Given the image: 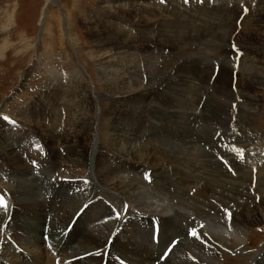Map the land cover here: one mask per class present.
I'll use <instances>...</instances> for the list:
<instances>
[{
	"label": "rangeland",
	"instance_id": "1",
	"mask_svg": "<svg viewBox=\"0 0 264 264\" xmlns=\"http://www.w3.org/2000/svg\"><path fill=\"white\" fill-rule=\"evenodd\" d=\"M155 5H169L168 7L180 12L186 11L192 16H200L201 18L216 17L220 21L227 22L219 23L216 18L215 20L212 19L216 23L212 25L214 30H208V32H212V40L209 35L202 39L203 42L200 39L202 46L206 48L200 47V49L198 48L199 50L196 49L197 43H199L196 42L197 45H192L196 50L191 47L182 52V54L185 53L186 57L190 51L195 50L193 53L200 57L198 60L204 59L203 56L208 59V62L204 61L205 64L202 62V66L199 69V78L193 81L200 88V94L198 91L194 92L196 103L203 94L200 104L198 107L191 103L187 106V111L196 112L199 117L201 116L198 120L199 122L197 121L196 127L199 125L198 128L201 131L202 125L206 126V124L213 123L210 120L213 118V112L205 111L202 108L203 104L207 106L209 104L208 108L211 110L216 107L218 102V109L225 112L229 110L231 115V118H229L230 123L223 120L224 126L227 127L226 129L229 128L228 135L221 134L220 130L215 135L214 142L217 141L218 144L216 146L218 147L213 149V147L198 143L199 145L192 147L197 152L191 149L190 153L195 151L194 153L200 156V158L198 155L192 157L194 158L193 160L197 161L208 160L201 155L210 154L213 168H209V170L213 169L212 172L216 176L224 173L231 178H237L242 176L241 174H245L246 177L249 174V182L245 185L246 188L249 187V192L246 195L254 198V202L252 203L249 200L248 210L254 211L255 206L259 205L263 213L261 217H256L259 220L258 224L249 227V229H246L247 231L245 229L243 231L241 226L243 232L240 231L238 224H233L232 217H228L226 225L221 223L218 225L219 223H217V226L214 222L207 219V221L198 219L184 206L171 205L173 203L168 201V198L157 199L158 191L155 189V192L154 188H152L154 181L151 174L157 173L158 170L145 169L149 168V166L144 167V165L136 169L138 166L136 164L135 167H131L132 170H128V172L131 171V176L136 174V177L144 180L146 184L145 186L143 184L144 187L142 185L134 186L133 191L136 194H141L140 198L149 205L151 211L155 210L156 213L158 212V214L160 213L164 216L172 215L173 210L177 209L182 213L191 215V219H194L196 228L189 227L190 229L197 232L202 230L214 231L216 234L219 233L231 239L230 242L233 239L244 243L240 250L236 248L235 252L228 251L227 254L224 253V259L217 256L214 263L212 262L211 264H249L240 258L238 259L239 254L251 257L258 254L262 248L264 251V201L261 203L264 200V186L258 185V179L264 173V0H54L52 4L49 3V0H0V132L3 133L4 137H7V144L12 147H18L17 154L29 166L27 169L30 170L27 176L10 174L0 157V173L3 172L2 175L0 174V191L6 189V186L10 184V179L25 181L26 184L30 185L31 189L39 194H43L46 191L47 186L51 183L47 176L49 172L52 173L53 171V164L48 162V160L52 159V154H50L52 153V148L50 146H55L56 142L53 141L56 140H52V142L45 141L43 136L38 135L27 124H34L33 122L44 123L43 119L48 118L49 122L46 119L45 125L50 130L47 131L52 132L59 125L58 119H60V122L62 121L60 133H62L63 122H68L71 125L70 123L73 122L74 118L72 113L68 114L67 112V117L65 115V107L69 106L66 103L71 101L70 99L67 101L68 94H73L71 99H74V96L76 98L81 97L82 102L84 99L86 104L83 102V110L92 117V126L86 128L81 134L85 138L82 142L80 141V151L85 156L88 154L89 149L85 147L84 143L92 140V143H95L97 147L99 144H107L109 137L106 130L109 128L116 127L129 130L133 128L137 130L158 125V122L151 117L153 114L151 108L156 106L159 110H163V105L165 104L160 105L158 103H166L167 100L173 105L177 104L174 101V94H171L169 89L176 88L177 90L187 91L188 88L185 83L192 81L193 78L190 73L186 76L187 80L185 82H176L171 85L163 84L160 90L155 94L151 93V96L134 97V99L129 98V100L127 98H118L119 96H124L125 92H130L133 91L132 89L137 88L133 86V83L136 82L132 80L142 81L143 85L149 86L152 81L161 82L166 76L172 77L178 71H180L181 75H179L181 77L183 74L184 76L186 75V72L183 73L186 65L183 64V59H181L184 56L178 55L177 50L169 51L171 47L168 45L167 49L162 50L158 42L159 39L156 40L157 42H144L141 47L139 44H135L136 47L133 45L134 39H144L142 35H138L139 38H135L138 37L136 31H144L146 29L148 31H159L160 27L157 22L168 19L166 15H156L153 19L151 16L147 17V15L142 14L143 10H149L151 6ZM218 7L228 12L226 14L215 12L214 10ZM43 8H47L44 16H42ZM42 17L44 19L41 21ZM147 18L152 19L153 22H147V25L142 23L141 25V22L148 20ZM221 24L222 26H220ZM203 26L204 24L202 23L199 25L200 28H203ZM215 30L217 31L214 34ZM208 32L205 31L202 35ZM123 38H125L124 42L122 41ZM160 54L166 57L170 56V58L165 59L162 63V59L153 58L156 56L160 57ZM221 61L226 63L227 69L225 70V77L222 80L219 78L217 81L220 82L218 83L216 79L220 72ZM147 63L150 64L151 68L153 67L152 69L156 70L152 71L147 66ZM230 72L231 83L229 82ZM246 73L250 74L247 76ZM215 81L217 84H215ZM219 84L221 86H218ZM218 91L226 93L227 96L219 98ZM228 92L232 96L229 97ZM209 96L212 99H207ZM154 97L159 100L157 104L151 102ZM177 97L179 98L180 96ZM229 98L233 99L230 100ZM179 99L183 98L180 97ZM252 108H255L256 111L252 110L251 112H255L254 115L248 117L244 116L240 111V109L250 111ZM125 109L127 111H124ZM244 113L247 114L245 111ZM203 116H205L206 121ZM127 141L130 142L128 139H116L115 143H117V146L119 145L117 148H122ZM53 148L55 149V147ZM183 150L186 152L185 149ZM53 151L56 152L57 150ZM59 152L63 155L60 149ZM88 155H90V152ZM150 162L151 164L154 163L152 160ZM49 166H51L50 170L46 171ZM166 169L167 166H162L161 168L162 171ZM56 170L60 172L61 176L74 175L75 179H73V182L77 183L75 186L84 185L83 183L87 182L84 178L86 173L93 175L92 167L91 170L87 169L88 172H78L82 178L75 175L77 170L72 168L61 165V168ZM169 170L171 172L170 168ZM240 170L241 172H239ZM119 171L124 170L119 169ZM235 182L238 185L237 181H234V187H236ZM57 185L59 183L56 184V189L59 188ZM194 190L190 191L189 196ZM45 197L52 200L51 196L48 198L46 195ZM107 197L110 199L114 195L107 194ZM95 199L96 202H103L108 206L109 210L112 209L111 212L113 211L112 214L115 217L111 216L120 220L122 224L127 222L128 218H132L128 214L130 212L133 213V211L130 207L128 208V205H126L127 208H125L124 212H120L112 207L105 198L100 196ZM168 202L170 203L168 204ZM232 208L235 210L234 205H232ZM49 214L46 217L47 219L45 218L46 225L51 219ZM103 219L98 223L105 225L107 221H111V218ZM155 222L157 220L152 217L151 224ZM178 224L179 222L176 225ZM84 225L85 227L87 226L88 231V229L93 230L97 224L86 221ZM159 226V222H157L156 226H152L155 231L153 232L156 233L153 236L152 243L156 247L159 241ZM184 226L187 227L186 224ZM67 232L69 231L65 233ZM6 239L9 242L11 240L10 237H6ZM178 242L177 238L170 241V244L160 251L158 256L159 252L154 251L153 258L158 259L155 264H162L167 259H172L178 250L176 245ZM230 242L227 241L226 244L230 246ZM10 245L12 250L15 249L16 245L13 242H10ZM46 246L49 249L50 245L46 244ZM174 249L177 250L174 252ZM21 250L25 252L23 249ZM53 251L56 250L50 251L52 254L48 253V255L54 257L52 264H58L61 258ZM25 253L29 258L34 259L30 253ZM49 261L51 262L50 259ZM118 262L119 264H127L120 260ZM66 263L62 262L60 264Z\"/></svg>",
	"mask_w": 264,
	"mask_h": 264
},
{
	"label": "bare ground",
	"instance_id": "2",
	"mask_svg": "<svg viewBox=\"0 0 264 264\" xmlns=\"http://www.w3.org/2000/svg\"><path fill=\"white\" fill-rule=\"evenodd\" d=\"M49 3H54V0H49ZM155 6H151L150 9L148 8L149 10H143L142 14L147 15V17L151 16L153 19L156 15H166L168 19L157 22L160 27V29L158 28L159 31H148L147 29L144 31H136L137 36L142 35V37H144V41L134 39L133 45L139 44L141 47V45H144V42H151L159 39L158 42L162 50L167 49L168 45L172 48H170L169 51L177 50V53H179L178 55L184 56L181 59H183V64L186 65L183 71V73L186 72V75L184 76L183 74L181 77L180 71L177 70L178 72L172 77L166 76L161 82L157 80L152 81L149 86L143 85L142 81H137L136 79V81L132 80L136 82L133 83V86L137 88L132 89L133 91L125 92L123 94L124 96H119L118 98H127V100H129V98L134 99V97L151 96L150 94H155L159 91L163 84L167 83L171 85L176 82H185L187 80L186 76L190 73L193 78L192 81H187L185 83L188 88L187 91H182L181 89L177 90L176 88L169 89L171 94H174V101L177 104L173 105L167 100L166 103H158L160 105L165 104L163 105V110H159L156 106L151 108V112L153 113L151 117L158 122V125L148 128L143 127L137 130L132 127V130L111 127V129L109 128L106 130L109 137V140L107 139V144H99L97 147L95 143H92V140L88 141V143L83 142L84 145H86L85 147L89 149L88 154L90 152V155L87 154L86 156L80 151V141L82 142L85 138L81 134L86 128L92 126V117L83 110V102L84 104L86 103L84 99L82 102L81 97L76 98V96H74L76 98H74V100L73 98L71 99L73 94L67 95V101L68 99L71 101L66 103L69 106L65 107V115L67 117V112L68 114L72 113L74 118L73 122L70 123L69 121L71 125H69L68 122H63L64 127L62 133H60L62 124L60 119H58L59 125L52 132H48L50 130H48L45 125L46 119L49 122L48 118L43 119L44 123H28L27 126L32 128V130L41 137L43 136L45 141L52 142V140H56L53 141L56 142V144H54L55 146H50V148H52V153H50L52 154V159H50V161L48 160V162L53 164V171L52 173L49 172L47 176L49 180H51V183L47 186L43 194H39L31 189L30 185L26 184L25 181L21 179V181L10 179V184L6 186V189L0 191V264H52L54 257L48 255L52 250H56L53 252L57 253V256L61 258L59 262L66 263L67 260L66 264H119L118 260L126 262L127 264H155L156 260H158L157 258H153L155 252H159L157 254L158 256L160 251L170 244V241L176 238L179 241L176 244L178 246L176 254H173L174 257L172 259H167L162 264H211L212 262L214 263L217 256L224 259V253L227 254L228 251L235 252L236 248L240 250L244 244L240 240L232 239V242H230L231 239L222 234H216L214 231L199 230L200 232L196 231L195 233V231L189 230L190 228H196L194 219H191V215L189 214L182 213L177 209L173 210V208V214L164 215V217L162 214L156 213L155 210L151 211L149 205L140 198L141 194H136L133 191L134 186L146 185L144 180L136 177V174L131 176V171L128 172V170H132L131 167H135L136 164H138L136 169L144 165V167L149 166V168L145 169L151 168L153 171H155V169L158 170L157 173L151 174V177L154 181L152 188H154V191L155 189L158 191L156 197L157 199L159 198V200L168 198V201L173 203L171 205L184 206L198 219H207L214 222L216 226L217 223H219L218 225H220V223H227L228 217L233 218L234 225L238 224L240 226V231H242L241 226L244 231V229H249V227L258 224L259 220H257L256 217H261L263 213L259 205H254V211L248 210L249 200H251L252 203L254 202V198H250L246 195L247 192H249V187L246 188L245 186L249 182V174L247 177L245 174H241L242 176H238L237 178H231L224 173H220V175L216 176L214 172H212L213 169H210L211 171L209 170V168H213V163L210 161L212 156L210 154L201 155L203 158L208 159L204 161L201 159V161H197L192 158L198 155L194 153L196 150L192 148L193 146L199 145L198 143H200V145H207L214 149L218 147L216 146L218 144L217 141L214 142L215 135L218 131L220 130V133L225 136L228 135L229 132V128L226 129L227 127L224 126L223 120L229 122V118H231L230 112L229 110L226 112L224 110H219V103L217 101L216 107L211 110L208 108V103V106L203 104L202 108L205 111L213 112V118L210 117L213 123L206 124V126L202 125L201 131L198 128L199 125L196 127L197 121L201 116L199 117L196 112L187 111V106L190 103L195 104L197 107L200 104L203 94L201 96L199 95L200 97L196 103L194 94L197 91L200 94V88H198L197 84L193 81L199 78V69L202 66V62L203 64H205L204 61L208 62V59L204 56V59L198 60L200 57L194 55L193 52L198 48L200 49V47L206 48L202 46V39H204L206 35L211 36L210 38L212 40V32H208V30L212 29L213 24H216L212 20H215L216 17L201 18L200 16H192L186 11H177L172 7H168L169 5ZM47 8H43L42 16L47 12ZM218 8L214 11L220 14H226L228 12L221 10V7ZM43 19L44 17L41 18V21ZM147 19L146 22H141V25L142 23L147 25V22L152 21V19ZM216 20H218L219 23L224 22L220 21L219 18H216ZM201 23L204 24L203 28H200L201 26L199 27ZM220 26H222V24ZM205 31L208 33L202 35ZM216 31L217 30L213 33L215 34ZM199 35H201L200 38ZM135 38H139V36ZM122 41L124 42L125 38H123ZM196 42H199L197 43L198 45ZM194 44L197 45L196 49L192 47ZM191 47L195 50L190 51L188 56L186 55L185 57V53L182 54V52ZM160 57L156 56L153 58L157 60L162 59L161 63L164 62L165 59L170 58V56L166 57L163 54H160ZM149 65L150 64L147 63L148 67H150ZM220 65V72L216 81L219 78L222 80L225 77L224 74L227 65L223 61H221ZM154 70L156 69H152V71ZM230 77L231 72L229 73V82L231 83ZM216 81L215 84L220 82ZM130 86H132V84H130ZM218 86L221 85L219 84ZM218 94L219 98L227 96L224 92H219ZM177 96L183 99H179L180 97L178 98ZM228 96H232L231 93L228 92ZM207 99H212V97L209 96ZM158 101L159 100L155 99V97L151 99V102L156 104ZM252 110L256 111L255 108H252L250 111L240 109L241 113H243L244 116L246 115V117L254 115L255 112H251ZM124 111L127 110L125 109ZM244 111L247 114H245ZM205 116H203V119L206 121ZM22 122L25 123L24 121ZM5 137L3 133L0 132V157L3 160L4 166L8 169L10 174L20 176L29 175L30 170L27 169L29 166L21 160L19 154L16 152L19 150L18 147H12L7 144V137ZM114 138L122 140L128 139L130 142H125L122 148L118 149L117 147L119 145L117 146V143H115L116 139L114 140ZM58 140L60 141L59 143ZM53 147H55V149ZM182 148L185 149L186 152H184ZM59 149L63 152V155L60 154ZM191 149L195 151L190 153ZM53 150L57 151L54 152ZM144 155H146V157H144ZM151 160L154 163L151 164ZM60 164L64 167L77 170V174L75 175H78V177H81L78 172H88L87 169L91 170L92 167L93 175L86 173L84 178L87 182L83 183L84 185L80 184L75 186L77 183L73 182V179H75L74 175L61 176L60 172L56 170L61 168ZM162 166H167V169L162 171ZM50 167L51 166L47 167L46 171H49ZM127 167L128 169H126ZM119 169L124 171H119ZM241 170L239 172H241ZM0 174L2 175L3 172ZM262 175L263 176L258 179V185L264 186V173H262ZM53 180H56V182ZM11 181L13 182L11 183ZM234 181L238 183L237 185L235 182L236 187H234ZM55 183H59V185H57L59 188L56 189ZM27 186L29 187L27 188ZM193 189H195L194 192L189 196L190 191ZM107 194H113L114 197L109 199ZM46 195L48 198L51 196L50 198H52V200L46 199ZM100 196L105 198L106 201L110 202L112 207L120 212H124L125 208H127L126 205H128V208L130 207L133 213L130 212V214H127L131 215L133 219L128 218V221L122 224L120 220L113 218L112 209L109 210L108 206L103 202L95 201V198ZM263 201L264 200H262L261 203ZM170 202H168V204ZM232 205H234L235 210L232 208ZM91 213H93V215H91ZM48 214L51 215V219L46 225L45 218ZM152 217H154L160 225L157 247L152 243ZM103 218H105V220L106 218H111V221L109 220L110 222L107 221L105 225H101V223L98 222L104 220ZM86 221L96 223L97 225L94 226L93 230L88 229L87 231V226L85 227L84 225ZM177 222H179L178 225H176ZM184 224H186L187 227H185ZM66 231L69 232L65 233ZM6 237H10V242H13L18 248L14 247L15 249L12 250L10 242ZM227 241L230 242V246L226 244ZM46 244H48V246L50 245L49 249ZM50 248L52 249L50 250ZM21 249L30 253L34 259L29 258ZM176 250L174 249V252ZM7 254H9L10 257ZM237 258L249 264H264V251L262 248V250L254 256L248 257L247 255L239 254Z\"/></svg>",
	"mask_w": 264,
	"mask_h": 264
}]
</instances>
